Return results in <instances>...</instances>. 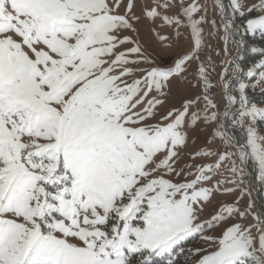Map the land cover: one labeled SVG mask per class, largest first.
Wrapping results in <instances>:
<instances>
[{"label":"snow or ice","instance_id":"obj_1","mask_svg":"<svg viewBox=\"0 0 264 264\" xmlns=\"http://www.w3.org/2000/svg\"><path fill=\"white\" fill-rule=\"evenodd\" d=\"M257 39L264 0H0V264H264Z\"/></svg>","mask_w":264,"mask_h":264},{"label":"rangeland","instance_id":"obj_2","mask_svg":"<svg viewBox=\"0 0 264 264\" xmlns=\"http://www.w3.org/2000/svg\"><path fill=\"white\" fill-rule=\"evenodd\" d=\"M249 2H254V0H249ZM210 14H211V10H210ZM240 21L238 20L237 23H239ZM212 43L218 47H220L221 49L223 48V43L222 41H216V40H213ZM250 43L254 44L256 47H260V45L263 43L261 41H259L258 39L255 40V41H250ZM255 56V57H254ZM259 55L258 54H253V53H247L246 54V58H245V61L243 62L244 64V67L245 69H247L248 67L252 66L257 60L260 59V57H258ZM253 57V59H252ZM223 58V53L221 52V56L220 57H215L214 56V59H216L217 61H219L220 59ZM247 61V62H246ZM257 99H259V96L257 94ZM199 139H198V143L196 145V147H200L204 144L205 142V138L207 136V133H199ZM229 199H231V197H228ZM252 199L254 201H256L257 203H259V201L261 199H264V196H260L258 195V198L255 196V194L253 193L252 194ZM248 201V197L246 196L245 199H244V203L246 204Z\"/></svg>","mask_w":264,"mask_h":264},{"label":"trees","instance_id":"obj_3","mask_svg":"<svg viewBox=\"0 0 264 264\" xmlns=\"http://www.w3.org/2000/svg\"><path fill=\"white\" fill-rule=\"evenodd\" d=\"M260 47H264V42L260 45ZM255 57V56H254ZM259 57V56H258ZM252 59H253V57H252ZM247 62V61H246Z\"/></svg>","mask_w":264,"mask_h":264},{"label":"water","instance_id":"obj_4","mask_svg":"<svg viewBox=\"0 0 264 264\" xmlns=\"http://www.w3.org/2000/svg\"><path fill=\"white\" fill-rule=\"evenodd\" d=\"M255 196L258 198V194L256 192H254Z\"/></svg>","mask_w":264,"mask_h":264}]
</instances>
